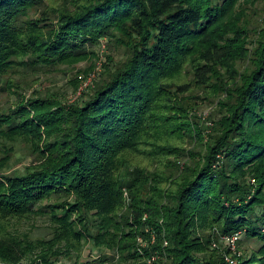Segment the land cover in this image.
Masks as SVG:
<instances>
[{"label": "trees", "instance_id": "obj_1", "mask_svg": "<svg viewBox=\"0 0 264 264\" xmlns=\"http://www.w3.org/2000/svg\"><path fill=\"white\" fill-rule=\"evenodd\" d=\"M259 1L0 0V264H227L211 243L235 232L258 242L236 264H264ZM105 39L121 58L71 102L12 79L87 61L77 90ZM18 143L33 161L5 171ZM38 217L49 238L24 228ZM87 243L113 254L82 262Z\"/></svg>", "mask_w": 264, "mask_h": 264}, {"label": "rangeland", "instance_id": "obj_2", "mask_svg": "<svg viewBox=\"0 0 264 264\" xmlns=\"http://www.w3.org/2000/svg\"><path fill=\"white\" fill-rule=\"evenodd\" d=\"M257 10H263L264 9V0H260L257 5ZM257 17H259V14L252 15V19L255 20ZM97 55L98 57L94 60L95 66L99 65V68L96 70H92L89 72L88 76L83 78L79 88L77 90H74V87L68 83L69 78L79 69L83 70L88 67L90 64L87 61H82L78 64H76L74 67H67V66H60L58 68H50L46 71H31L27 70L25 74L19 72L12 74V79L14 81L19 82V85L22 86L23 92L28 96L31 93L38 92L41 94L44 93H57L59 97L64 102H71L76 97H78L85 88H87V84L89 79L92 75H94L93 78L96 77L95 73L101 71L103 63L100 62L101 58L106 55V53H112L117 59L121 58L122 56V50L116 49L112 46L110 41L107 39L104 40V48L102 47V44L100 46H96ZM103 50V51H102ZM102 56V57H101ZM105 60V58H104ZM101 65H100V63ZM39 78L35 81L33 84V80ZM39 80V81H38ZM37 89V90H36ZM15 103V96L9 92L7 89H4L3 91H0V109H5L9 106H12ZM197 115V119L201 122V126L204 127L205 135L207 138V132L210 131V128L212 127L213 123L212 120L215 118H218L219 114L217 111V107L215 106V103H210L208 101H205L203 99L200 100L199 106L195 111ZM15 152L12 154V159L8 163L7 167L5 168V171L8 172H16L21 171L24 169L25 166L29 165L33 161V155L28 151L27 147H24L20 143L15 144ZM254 181V180H253ZM33 223L35 225L34 228H29L30 224ZM28 227L29 231H31L32 237H44L49 238L51 236L52 228L50 227V223L47 220V218L42 219L40 217L33 220V222L25 223L24 228ZM216 243V246H214V243ZM142 245L143 242H141ZM211 246L213 249L218 250L222 253L225 260V254L227 251V247L222 243L220 240V236L218 235L217 238H215ZM239 254H243L246 252H250L251 249H255L258 246V242L254 239H242V242L239 244L237 243ZM108 253L113 254L111 250L105 249V248H96L91 243L85 244V247L82 250L81 254V261L84 262L88 260L89 258L98 257L100 254ZM67 264L71 263V260H67ZM154 258L150 259V264H153ZM128 264H136L133 262H129ZM139 264V263H138Z\"/></svg>", "mask_w": 264, "mask_h": 264}, {"label": "built area", "instance_id": "obj_3", "mask_svg": "<svg viewBox=\"0 0 264 264\" xmlns=\"http://www.w3.org/2000/svg\"><path fill=\"white\" fill-rule=\"evenodd\" d=\"M101 44H102V47L104 48V40H102ZM102 61H103V57L101 58L100 62H102ZM100 65H101V63H100ZM96 68L98 69L99 65H97ZM94 74L96 75L95 71H94ZM92 77H94V75L91 76V78L88 81V84L92 81ZM219 236H220V240L227 247V251H228L225 254V261L227 262V264H236L237 263V256L239 255L237 243L239 242V240L242 236V233L241 232H235V233H231V234H220ZM213 243H214V246H216V243L215 242H213ZM148 262L150 263V260Z\"/></svg>", "mask_w": 264, "mask_h": 264}]
</instances>
